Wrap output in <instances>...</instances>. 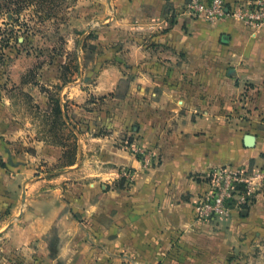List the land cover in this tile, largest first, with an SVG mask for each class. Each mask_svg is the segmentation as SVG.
<instances>
[{"label": "rangeland", "instance_id": "rangeland-1", "mask_svg": "<svg viewBox=\"0 0 264 264\" xmlns=\"http://www.w3.org/2000/svg\"><path fill=\"white\" fill-rule=\"evenodd\" d=\"M125 2L0 0V117L16 121L22 138L16 145L0 140L14 152V161L27 159L35 169L32 180L38 184L32 187L29 211L40 222L34 231L41 236V241L14 242L11 235L20 231L5 227L0 232V264H93L100 258L91 253L109 250L115 229L127 227L133 236L157 229L163 211L156 210L155 202L163 192L170 202L164 216L173 222L174 234L179 233L174 224L181 165L176 147L187 132L181 126L180 133V122L191 121L183 118L191 83L177 80L179 66L173 64L172 50H158L162 43L155 40L157 31L165 32L176 17L184 23L213 22L227 14L262 28L264 0H187L179 9L166 6L165 20L162 12L145 7L154 17L143 21L125 17ZM256 13L260 19L250 17ZM110 27L123 32L114 34ZM135 39L148 45L144 58L139 50L131 57L126 48ZM73 88L83 96L73 97ZM211 116L218 124L227 121L224 114ZM40 141L61 144L62 155L53 161L45 158L46 146ZM224 151L213 146L205 155ZM224 169H243L250 183L233 185L226 209L202 212L201 199L218 191L222 183L215 175ZM203 178L207 187L195 199L191 218L205 224L200 233L221 235L226 230L230 237L233 232L224 224L233 217L232 208L237 209L235 216L246 214L242 210L248 209L247 202L253 204L254 192H264V162L213 165ZM23 203L17 202L22 208ZM129 208L134 220L125 227ZM45 214L50 216L47 222L40 220ZM258 243L264 245V240Z\"/></svg>", "mask_w": 264, "mask_h": 264}, {"label": "crops", "instance_id": "crops-1", "mask_svg": "<svg viewBox=\"0 0 264 264\" xmlns=\"http://www.w3.org/2000/svg\"><path fill=\"white\" fill-rule=\"evenodd\" d=\"M186 1L127 0L123 14L127 19L143 21L154 17L145 10V7H153L154 11L165 15V20L166 6L179 9ZM78 22L84 24L85 18H78ZM127 27L122 30H128ZM110 29L114 34L123 32ZM157 33L155 40L162 43L158 50H172L173 64L179 66L177 80L191 83L186 87L190 105H186L183 118L189 117L192 122H180V133L181 126L187 132L181 133L183 136L176 144V159L181 165L174 224L179 233L174 234L176 230L170 228L173 222H168L164 216V210L170 205L168 197L164 192L158 193L155 207L163 211V217L161 222L157 219V229H150L146 235H130L126 226L133 224L134 217L129 208L128 217L126 214L124 219L126 230L115 229L114 238L110 236L109 250L91 253L100 258L93 264H264V245L258 243L264 240V192H254L253 204H248L246 211L242 210L245 215L235 216L237 209L232 208L234 215L224 224L233 232L230 237L226 230L221 235L200 233L205 224L191 218L195 199L207 187L203 172L210 166L229 163L249 166L264 162V132L261 131L264 126V27L252 28L238 14H227L213 22L201 19L184 23L176 17L170 28ZM127 44L131 57L135 54L136 58L135 50H139L140 58L148 55V45L138 44L137 39ZM72 92L75 98L83 96L77 88ZM193 99L195 104H192ZM193 114L196 115L194 121ZM212 114L227 115V121L218 124ZM17 129L16 121L0 117V137L14 140L16 145V141L22 140L18 138ZM247 132L253 133L254 145L246 148L243 138ZM38 143L46 146L45 158L53 161L62 155L61 144ZM213 146L226 151L206 157V151ZM7 147L6 142L0 140V160L10 163L7 167L0 165V232L11 226L13 231H20L11 235L14 242L41 241V236L37 237L34 231L40 222L32 217L29 206L34 197L32 187L38 184L32 180L35 169L27 159L14 161V152H8ZM190 172L200 175L195 179L189 176ZM21 200L23 208L17 204ZM42 219L47 222L50 216L45 214Z\"/></svg>", "mask_w": 264, "mask_h": 264}, {"label": "built area", "instance_id": "built-area-1", "mask_svg": "<svg viewBox=\"0 0 264 264\" xmlns=\"http://www.w3.org/2000/svg\"><path fill=\"white\" fill-rule=\"evenodd\" d=\"M219 0H214V2H217ZM261 14H251L250 17L252 19H260ZM240 16V15H239ZM241 17V16H240ZM243 169H224L222 170L218 175H215L216 181L222 183L221 187H219L218 191H215V193H209V195H204L203 198L200 201L199 208L202 212H208V213H216L217 211H221L223 209H226L225 204V198L226 196L231 195L230 189H234V184L236 182H248L247 179H245ZM255 176H261L260 171L254 172ZM254 178V176H251L250 179ZM250 183V182H248ZM219 192V193H218ZM238 204H242V199L239 197ZM247 204H249L247 202Z\"/></svg>", "mask_w": 264, "mask_h": 264}, {"label": "water", "instance_id": "water-1", "mask_svg": "<svg viewBox=\"0 0 264 264\" xmlns=\"http://www.w3.org/2000/svg\"><path fill=\"white\" fill-rule=\"evenodd\" d=\"M244 145L246 147H252L254 145V136L250 134H245L243 138ZM245 212V211H244ZM245 214V213H243Z\"/></svg>", "mask_w": 264, "mask_h": 264}, {"label": "trees", "instance_id": "trees-1", "mask_svg": "<svg viewBox=\"0 0 264 264\" xmlns=\"http://www.w3.org/2000/svg\"><path fill=\"white\" fill-rule=\"evenodd\" d=\"M0 165L3 166V167H7V166L10 165V163H9V162H5V161H1V160H0Z\"/></svg>", "mask_w": 264, "mask_h": 264}]
</instances>
